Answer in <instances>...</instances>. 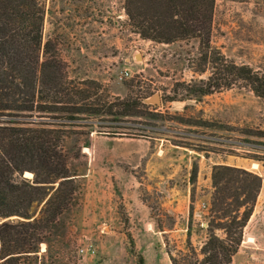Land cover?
<instances>
[{
    "label": "rangeland",
    "instance_id": "rangeland-1",
    "mask_svg": "<svg viewBox=\"0 0 264 264\" xmlns=\"http://www.w3.org/2000/svg\"><path fill=\"white\" fill-rule=\"evenodd\" d=\"M41 3L42 44H52L72 83L97 92L104 102L94 109L114 106L113 115L51 117L65 132L80 200L65 215V227L54 231L59 237L40 245L34 264H139L140 258L199 264L213 199L221 193L213 186L215 166L260 178L231 264H264V97L223 71L232 63L264 78V0H215L206 63L197 39L165 44L134 33L124 0ZM135 50L140 67L132 64ZM209 77L221 88L189 96L191 86ZM155 95L157 105L142 102ZM127 97L139 98L144 108L137 117L119 118L116 98ZM228 201L235 204L234 197ZM40 209L32 208L35 217ZM214 233L224 238L223 231ZM86 247L94 254L80 253Z\"/></svg>",
    "mask_w": 264,
    "mask_h": 264
},
{
    "label": "trees",
    "instance_id": "trees-1",
    "mask_svg": "<svg viewBox=\"0 0 264 264\" xmlns=\"http://www.w3.org/2000/svg\"><path fill=\"white\" fill-rule=\"evenodd\" d=\"M214 2L124 0V10L134 33L143 39L165 44L199 40L206 63ZM45 14L41 0H0V219L20 218L0 224V264H34L40 245L59 237L54 231L65 227V215L80 200L77 174L64 150L65 132L50 122L51 117L75 121L82 115H113L114 105L107 112L94 109L104 102L97 92L72 83L52 44H42ZM223 71L264 97V78L248 66L231 63ZM211 79L191 86L189 96H205L220 89L221 85L210 83ZM231 85L229 82L225 87ZM115 107L122 109L116 115L123 118L137 117L144 105L139 98L127 97L116 98ZM25 173L33 178L24 179ZM212 179L215 188L221 186V193L213 199L214 215L199 264H231L261 180L228 166H215ZM231 183L237 186L228 196L225 193ZM230 197H234V205L228 201ZM34 206H41L36 217L31 211ZM216 230L223 231L224 238H219ZM171 261L178 264L175 258ZM139 264H143L142 258Z\"/></svg>",
    "mask_w": 264,
    "mask_h": 264
},
{
    "label": "water",
    "instance_id": "water-1",
    "mask_svg": "<svg viewBox=\"0 0 264 264\" xmlns=\"http://www.w3.org/2000/svg\"><path fill=\"white\" fill-rule=\"evenodd\" d=\"M131 57L132 59L134 60V62L132 63L133 66H136V67H140L142 65L141 63V55L139 54L138 51H133L132 54H131ZM142 102L144 104H153V105H157L158 104V96L155 95L153 98L151 99H145V100H142ZM26 174H29L30 176H26ZM29 177V178H28ZM24 179H32L33 178V175L30 174V173H25L24 176H23ZM15 219H19L18 217H10L8 219H0V224L7 221V220H15Z\"/></svg>",
    "mask_w": 264,
    "mask_h": 264
},
{
    "label": "built area",
    "instance_id": "built-area-1",
    "mask_svg": "<svg viewBox=\"0 0 264 264\" xmlns=\"http://www.w3.org/2000/svg\"><path fill=\"white\" fill-rule=\"evenodd\" d=\"M125 76L127 75V73L124 74ZM80 253H89V254H94V250L90 247H86V248H81L80 249Z\"/></svg>",
    "mask_w": 264,
    "mask_h": 264
},
{
    "label": "bare ground",
    "instance_id": "bare-ground-1",
    "mask_svg": "<svg viewBox=\"0 0 264 264\" xmlns=\"http://www.w3.org/2000/svg\"><path fill=\"white\" fill-rule=\"evenodd\" d=\"M26 176H30L29 174H26Z\"/></svg>",
    "mask_w": 264,
    "mask_h": 264
}]
</instances>
